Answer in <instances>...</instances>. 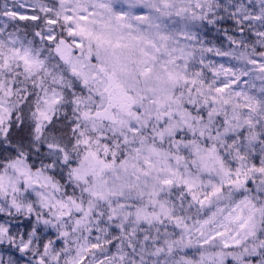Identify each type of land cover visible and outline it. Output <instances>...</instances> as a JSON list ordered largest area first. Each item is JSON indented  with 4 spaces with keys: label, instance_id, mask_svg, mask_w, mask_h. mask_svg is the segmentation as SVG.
I'll return each instance as SVG.
<instances>
[{
    "label": "snow or ice",
    "instance_id": "1",
    "mask_svg": "<svg viewBox=\"0 0 264 264\" xmlns=\"http://www.w3.org/2000/svg\"><path fill=\"white\" fill-rule=\"evenodd\" d=\"M0 264H264V0H0Z\"/></svg>",
    "mask_w": 264,
    "mask_h": 264
}]
</instances>
